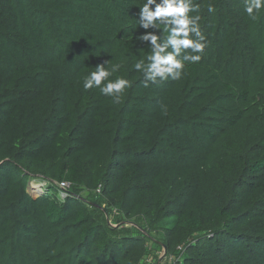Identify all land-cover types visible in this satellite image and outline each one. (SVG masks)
Masks as SVG:
<instances>
[{"label":"trees","instance_id":"obj_1","mask_svg":"<svg viewBox=\"0 0 264 264\" xmlns=\"http://www.w3.org/2000/svg\"><path fill=\"white\" fill-rule=\"evenodd\" d=\"M195 2L200 61L152 82L145 0H0V264H264V12Z\"/></svg>","mask_w":264,"mask_h":264},{"label":"clouds","instance_id":"obj_2","mask_svg":"<svg viewBox=\"0 0 264 264\" xmlns=\"http://www.w3.org/2000/svg\"><path fill=\"white\" fill-rule=\"evenodd\" d=\"M244 3L247 16L253 20L264 12V0H244ZM199 11L200 5L195 0H145L139 8L138 23L145 30L140 39L150 45L151 52L147 64L140 60L134 68L152 82L181 79L185 62L200 61L205 48V36L198 23L201 19ZM209 11L213 9L209 8ZM149 28H162L167 36L162 39L156 32L147 31ZM119 69L120 64H112L109 69L106 60L97 64L95 71L84 78V89L98 88L101 94L119 103L121 94L130 85V81L123 77L109 79Z\"/></svg>","mask_w":264,"mask_h":264},{"label":"rangeland","instance_id":"obj_3","mask_svg":"<svg viewBox=\"0 0 264 264\" xmlns=\"http://www.w3.org/2000/svg\"><path fill=\"white\" fill-rule=\"evenodd\" d=\"M44 183L42 182H31L29 186V191L32 195H37V193H41L44 189ZM35 187V188H34ZM37 192V193H36Z\"/></svg>","mask_w":264,"mask_h":264},{"label":"built area","instance_id":"obj_4","mask_svg":"<svg viewBox=\"0 0 264 264\" xmlns=\"http://www.w3.org/2000/svg\"><path fill=\"white\" fill-rule=\"evenodd\" d=\"M43 186H45V184H44ZM61 187L65 189V188L67 187V185H66V184H62ZM42 190H43V189H42ZM41 193H42V192H41ZM62 196L65 197L66 194H62Z\"/></svg>","mask_w":264,"mask_h":264},{"label":"bare ground","instance_id":"obj_5","mask_svg":"<svg viewBox=\"0 0 264 264\" xmlns=\"http://www.w3.org/2000/svg\"><path fill=\"white\" fill-rule=\"evenodd\" d=\"M35 188V187H34Z\"/></svg>","mask_w":264,"mask_h":264}]
</instances>
